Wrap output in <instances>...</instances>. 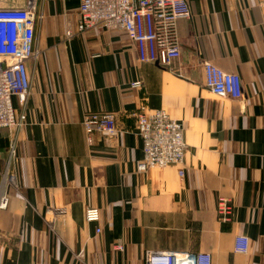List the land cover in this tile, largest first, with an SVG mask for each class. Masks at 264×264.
I'll list each match as a JSON object with an SVG mask.
<instances>
[{
    "label": "crops",
    "instance_id": "obj_1",
    "mask_svg": "<svg viewBox=\"0 0 264 264\" xmlns=\"http://www.w3.org/2000/svg\"><path fill=\"white\" fill-rule=\"evenodd\" d=\"M33 1L26 119L0 129V264H144L147 250L264 264V0H187L173 69L140 61L125 30L78 31L80 0ZM204 60L239 75V99L206 89ZM155 109L183 126V177L178 165L136 169V116ZM101 113L118 132L88 141L82 123ZM219 196L232 201L229 222L218 220ZM89 207L97 221L84 219ZM57 209L65 214L53 219ZM237 235L248 237L245 253L233 250Z\"/></svg>",
    "mask_w": 264,
    "mask_h": 264
},
{
    "label": "built area",
    "instance_id": "obj_2",
    "mask_svg": "<svg viewBox=\"0 0 264 264\" xmlns=\"http://www.w3.org/2000/svg\"><path fill=\"white\" fill-rule=\"evenodd\" d=\"M263 3V0H261ZM78 31L92 28L122 29L133 41L138 59L152 62L160 67L173 69L181 56L180 41L176 34V21L191 16L187 0H80L78 8ZM36 7L28 0L23 7H0V129L16 130L25 122L24 105L30 94V79L26 61L36 57L33 46ZM70 35V32H67ZM204 85L219 97L239 99L242 83L239 75L226 72L204 60L202 63ZM140 80L130 82V87H140ZM19 109L16 111L13 100ZM86 138L93 134L114 137L118 132L115 116L111 113L93 114L83 121ZM136 133L141 139L142 158L137 171L178 165V176L184 175V158L187 144L184 129L178 120L164 110H141L136 116ZM7 205V196H0V208ZM216 213L222 223L232 220L231 199L219 196ZM65 214L64 209L52 212V218ZM98 209L86 208L84 219L97 221ZM99 231V228H96ZM248 237L237 235L233 250L245 253ZM116 250H123V243H114ZM144 264H211L209 252L153 251L144 254Z\"/></svg>",
    "mask_w": 264,
    "mask_h": 264
}]
</instances>
